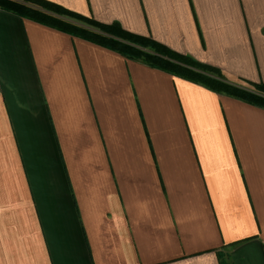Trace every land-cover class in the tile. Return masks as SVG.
<instances>
[{"label":"crops","instance_id":"1","mask_svg":"<svg viewBox=\"0 0 264 264\" xmlns=\"http://www.w3.org/2000/svg\"><path fill=\"white\" fill-rule=\"evenodd\" d=\"M48 1L264 82V0ZM0 264H264V108L0 7Z\"/></svg>","mask_w":264,"mask_h":264},{"label":"trees","instance_id":"2","mask_svg":"<svg viewBox=\"0 0 264 264\" xmlns=\"http://www.w3.org/2000/svg\"><path fill=\"white\" fill-rule=\"evenodd\" d=\"M0 7L101 44L127 58L141 60L151 67L199 83L218 93L264 108V82L230 79L221 68L180 53L152 37L126 30L119 22L102 23L48 0H0ZM54 13L84 20L93 28L70 22Z\"/></svg>","mask_w":264,"mask_h":264},{"label":"rangeland","instance_id":"3","mask_svg":"<svg viewBox=\"0 0 264 264\" xmlns=\"http://www.w3.org/2000/svg\"><path fill=\"white\" fill-rule=\"evenodd\" d=\"M90 28H93L92 26Z\"/></svg>","mask_w":264,"mask_h":264}]
</instances>
